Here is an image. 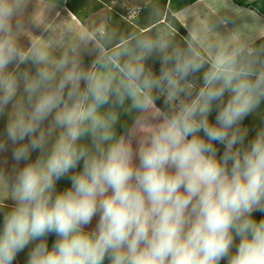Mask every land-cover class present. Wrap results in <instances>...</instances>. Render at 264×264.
<instances>
[{"label":"clouds","instance_id":"1","mask_svg":"<svg viewBox=\"0 0 264 264\" xmlns=\"http://www.w3.org/2000/svg\"><path fill=\"white\" fill-rule=\"evenodd\" d=\"M32 3L0 0V264L30 245L25 264H264V127L242 126L264 102L260 17L128 0L149 14L120 31Z\"/></svg>","mask_w":264,"mask_h":264},{"label":"rangeland","instance_id":"2","mask_svg":"<svg viewBox=\"0 0 264 264\" xmlns=\"http://www.w3.org/2000/svg\"><path fill=\"white\" fill-rule=\"evenodd\" d=\"M101 5V8L92 14L89 19L87 20V24L89 22H99L102 18L108 17L110 24L118 28L120 31H129L133 27L134 24L144 25L146 23V18L149 14V10L145 9L141 13L140 20L138 21H132L127 18V10L125 9L126 4L128 0H99L98 1ZM107 2V3H106ZM162 3V0H161ZM132 115H128L126 113H121V119L119 124L117 125V131L118 134L120 132L125 131L128 127L132 125L133 118ZM5 125V124H4ZM35 153H33V159L35 158ZM0 168H3L6 173H10L12 167L14 166V161L12 160L11 156V145H9L8 150L0 152ZM23 162L21 163L22 166ZM70 186V182L65 178L64 180H61L58 182V190H62L65 187ZM11 201V200H9ZM260 215V218L264 216V213L258 212ZM96 223V220L94 218L93 225ZM31 248V245L29 246V249ZM29 249H25L23 253H20L17 256L16 263L17 264H25L26 260V254L29 251Z\"/></svg>","mask_w":264,"mask_h":264},{"label":"crops","instance_id":"3","mask_svg":"<svg viewBox=\"0 0 264 264\" xmlns=\"http://www.w3.org/2000/svg\"><path fill=\"white\" fill-rule=\"evenodd\" d=\"M223 2V0H204L205 10L211 13L212 10L218 8V6ZM66 0H33V3L29 5L28 10L31 11L34 6L38 13L44 14V9L47 8V19L56 24H62L68 22L74 26L79 25V21L75 16L68 10L65 6ZM193 3V0H172V5L174 8H182L185 5H190ZM231 3L239 8L245 9L248 15L244 17H235L232 13H228L230 19L227 24L228 28H233L235 26H242L243 24H248L249 26L254 25L256 22L253 20L252 15H257L248 8L238 6L232 0ZM259 16V15H258ZM260 17V16H259ZM260 25H264V18L260 17ZM37 33L41 30L36 29ZM27 43V41H25ZM5 120L6 117H0V135H3L5 129ZM1 162V161H0ZM9 205L12 204V201H6ZM16 262V261H15ZM17 264V263H16Z\"/></svg>","mask_w":264,"mask_h":264},{"label":"trees","instance_id":"4","mask_svg":"<svg viewBox=\"0 0 264 264\" xmlns=\"http://www.w3.org/2000/svg\"><path fill=\"white\" fill-rule=\"evenodd\" d=\"M99 0H66L65 6L68 10L74 14L75 18L79 22L87 24L89 17L97 12L101 5L98 2ZM106 1V0H105ZM238 6H242L250 9L260 17L264 18V0H232ZM107 3V2H106ZM162 3H166V0H162ZM141 27L143 25H140ZM179 28V24H177ZM184 33V29H180ZM149 63H153L150 61ZM155 68L159 70V64H155ZM159 104V102H158ZM242 126H246L249 129L247 139L250 140L255 136V133L261 128L264 127V102L261 103L260 107L252 114H250L243 122ZM222 150V149H221ZM254 216L259 219L260 215L258 212L254 213ZM3 216L0 213V228H2ZM49 244L51 245L53 237H49ZM14 264L16 262L14 261ZM221 264H225L224 261H221Z\"/></svg>","mask_w":264,"mask_h":264}]
</instances>
